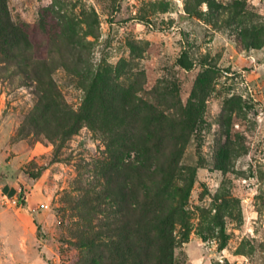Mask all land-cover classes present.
Segmentation results:
<instances>
[{
    "label": "rangeland",
    "instance_id": "rangeland-1",
    "mask_svg": "<svg viewBox=\"0 0 264 264\" xmlns=\"http://www.w3.org/2000/svg\"><path fill=\"white\" fill-rule=\"evenodd\" d=\"M239 1L247 23L262 27L258 48L239 42L235 22L188 17L185 0H6L36 55L46 54L55 21L78 22L87 45L80 73L52 72L72 110L82 107L88 79L107 69L125 113L107 129L96 100V128L49 140L28 121L34 87L0 69V264L77 259L78 230L111 210L87 207L104 196L105 160L123 151L116 133L149 136L156 157L174 155L179 185L195 172L176 204L188 211L187 239L179 211L173 216L174 264H264V0ZM61 53L69 58L68 48ZM129 150L123 160L135 163Z\"/></svg>",
    "mask_w": 264,
    "mask_h": 264
},
{
    "label": "trees",
    "instance_id": "trees-1",
    "mask_svg": "<svg viewBox=\"0 0 264 264\" xmlns=\"http://www.w3.org/2000/svg\"><path fill=\"white\" fill-rule=\"evenodd\" d=\"M202 3L207 6L205 11L200 8ZM184 11L188 17L206 19L214 24L235 22L242 45L258 48L263 44L262 27L247 23L250 14L239 0L227 5L216 0H185ZM77 23L73 18L55 21L57 30L50 36L46 54L36 55L26 23L14 22L6 0H0V69L22 76L26 84L34 87L36 101L28 121L36 134L44 133L52 141L66 140L83 125L96 128V100L102 107L99 111L107 129L120 125L125 113L124 96H119L110 86L107 69L96 72L83 85L87 95L78 111L72 110L61 97L52 78L53 69L62 66L79 74L85 60L80 48L87 45ZM50 47L57 56L50 55ZM63 48L69 49L70 59L61 53ZM116 134L121 140L118 146L123 151L105 160L104 196H97L95 205L87 207L89 211L100 212L101 205L107 203L110 213L95 224L86 220V225L78 230L74 245L79 255L70 264H174L173 216L179 211L181 236L187 239L190 231L188 211L176 204L181 205L186 199L195 172L191 173L186 185H179L173 182L177 173L174 155L156 157L153 147L157 144L148 139L149 136L135 141L132 136ZM130 148L136 150V164L123 160L124 150L130 151ZM152 162L155 164L151 168Z\"/></svg>",
    "mask_w": 264,
    "mask_h": 264
}]
</instances>
